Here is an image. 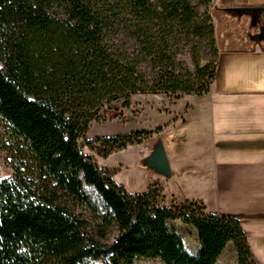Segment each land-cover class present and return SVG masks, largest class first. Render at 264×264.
Wrapping results in <instances>:
<instances>
[{"label": "trees", "instance_id": "16d2710c", "mask_svg": "<svg viewBox=\"0 0 264 264\" xmlns=\"http://www.w3.org/2000/svg\"><path fill=\"white\" fill-rule=\"evenodd\" d=\"M210 2L0 0V137L12 171L0 181V264H215L228 245L237 264H256L239 219L197 202L163 207L155 190L129 195L113 181L118 169L83 153L92 144L110 153L151 137L85 141L119 101L128 108L136 95L209 93L218 51L210 17L194 5ZM178 37L208 45L213 60L201 67L192 51L193 73L182 68L172 52ZM147 63L152 80L142 71ZM176 220L195 231L198 254L169 231Z\"/></svg>", "mask_w": 264, "mask_h": 264}, {"label": "rangeland", "instance_id": "374dc122", "mask_svg": "<svg viewBox=\"0 0 264 264\" xmlns=\"http://www.w3.org/2000/svg\"><path fill=\"white\" fill-rule=\"evenodd\" d=\"M214 1L219 5L226 0ZM194 8L198 14L206 13L210 17L215 36L214 21L215 16L218 14H216L212 2L208 5L195 4ZM181 37H178L172 52L176 56V62L180 63L182 68L193 73L192 51L198 55L201 67L213 60L208 45L201 44V46H198V40H192V38L187 43ZM222 69V61L218 53L214 77L217 86L213 84L214 90L220 88ZM142 71L148 79L152 80L154 78L152 64H144ZM241 90V88L233 89V92H241ZM192 98L193 96L172 97L162 94L136 95L130 98L128 108L122 107L123 101L113 104L112 108L106 112L104 121L91 124L85 135V141L92 142L97 139L132 135L141 131L151 132V137L141 142L126 145L123 150L110 153H105L99 145L92 144L84 147L83 153L93 157L101 167L118 169L113 181L116 185L123 187L129 195L135 196L146 193L148 190H155L159 195L158 201L163 207H177L185 201L197 202L198 204L201 203L210 214L230 215L239 219L255 263L264 264V202H261L259 196L254 200L253 198L235 195L231 189L228 193L222 194L214 185L208 182L204 185H197L193 181H181L176 175L166 180L142 166V160L149 156L158 141L163 144L169 166L175 165L179 158V152L183 150L182 147H179V143L184 139L190 138L191 140L194 130L191 123L184 129L177 127L182 116V110L189 103L195 110H203L207 106L205 100L209 97L205 96L203 101L195 99V101L190 102ZM2 140V137H0V181L10 179L12 176L9 165L10 159L3 148ZM181 154L179 160L183 166H186L188 163L186 160H182ZM83 188L99 212L105 213V205L95 190L87 185H83ZM260 208L262 209L260 210ZM83 213L87 219L90 218V212L83 211ZM168 229L182 241L187 253L190 255L198 254L200 245L193 228L183 224L180 220H176L168 223ZM114 236L115 230H111L108 235V242H111ZM94 264L106 263L98 261ZM134 264L162 263L159 260H140L134 262ZM215 264H237L236 251L232 245L227 246Z\"/></svg>", "mask_w": 264, "mask_h": 264}, {"label": "crops", "instance_id": "0c3cea01", "mask_svg": "<svg viewBox=\"0 0 264 264\" xmlns=\"http://www.w3.org/2000/svg\"><path fill=\"white\" fill-rule=\"evenodd\" d=\"M211 2L218 14L214 26L223 68L220 88L214 90L213 81L208 99L190 101L205 100V109L195 110L190 103L183 108L177 127L193 124V139L179 143L183 150L169 166L171 177L197 185L208 182L222 194L231 189L264 202V0ZM239 88L241 92H233Z\"/></svg>", "mask_w": 264, "mask_h": 264}, {"label": "water", "instance_id": "95a60500", "mask_svg": "<svg viewBox=\"0 0 264 264\" xmlns=\"http://www.w3.org/2000/svg\"><path fill=\"white\" fill-rule=\"evenodd\" d=\"M142 166L166 180L171 178V170L161 141H158L149 156L142 160Z\"/></svg>", "mask_w": 264, "mask_h": 264}]
</instances>
